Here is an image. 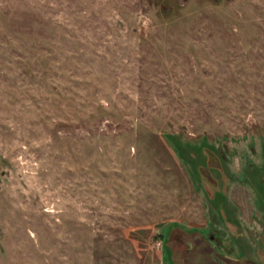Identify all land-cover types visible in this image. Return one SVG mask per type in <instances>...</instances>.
<instances>
[{
    "label": "rangeland",
    "instance_id": "374dc122",
    "mask_svg": "<svg viewBox=\"0 0 264 264\" xmlns=\"http://www.w3.org/2000/svg\"><path fill=\"white\" fill-rule=\"evenodd\" d=\"M0 264H264V0H0Z\"/></svg>",
    "mask_w": 264,
    "mask_h": 264
},
{
    "label": "trees",
    "instance_id": "16d2710c",
    "mask_svg": "<svg viewBox=\"0 0 264 264\" xmlns=\"http://www.w3.org/2000/svg\"><path fill=\"white\" fill-rule=\"evenodd\" d=\"M201 172H202V170L199 171L200 175H201ZM208 198L211 200L212 196H211V195H208ZM212 199H213V198H212Z\"/></svg>",
    "mask_w": 264,
    "mask_h": 264
}]
</instances>
